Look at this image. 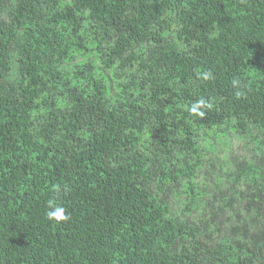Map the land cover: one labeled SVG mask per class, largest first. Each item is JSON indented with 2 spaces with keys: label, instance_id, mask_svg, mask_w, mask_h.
Returning a JSON list of instances; mask_svg holds the SVG:
<instances>
[{
  "label": "trees",
  "instance_id": "trees-1",
  "mask_svg": "<svg viewBox=\"0 0 264 264\" xmlns=\"http://www.w3.org/2000/svg\"><path fill=\"white\" fill-rule=\"evenodd\" d=\"M0 264H264V0H0Z\"/></svg>",
  "mask_w": 264,
  "mask_h": 264
},
{
  "label": "clouds",
  "instance_id": "clouds-1",
  "mask_svg": "<svg viewBox=\"0 0 264 264\" xmlns=\"http://www.w3.org/2000/svg\"><path fill=\"white\" fill-rule=\"evenodd\" d=\"M209 74L204 73V79H208ZM204 107H211V104H206L205 100L200 99L196 101L190 108L191 113L198 117H203L205 115L204 111L201 109ZM46 218L50 221H54L56 223L67 221L70 217L66 213V209L53 202V200H49L47 202V210H46Z\"/></svg>",
  "mask_w": 264,
  "mask_h": 264
}]
</instances>
